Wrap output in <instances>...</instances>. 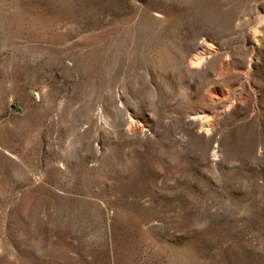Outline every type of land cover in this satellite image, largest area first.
<instances>
[{"label":"rangeland","instance_id":"374dc122","mask_svg":"<svg viewBox=\"0 0 264 264\" xmlns=\"http://www.w3.org/2000/svg\"><path fill=\"white\" fill-rule=\"evenodd\" d=\"M0 264H264V0H0Z\"/></svg>","mask_w":264,"mask_h":264},{"label":"bare ground","instance_id":"6f19581e","mask_svg":"<svg viewBox=\"0 0 264 264\" xmlns=\"http://www.w3.org/2000/svg\"><path fill=\"white\" fill-rule=\"evenodd\" d=\"M212 156H216V155L213 153Z\"/></svg>","mask_w":264,"mask_h":264}]
</instances>
